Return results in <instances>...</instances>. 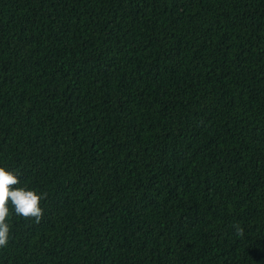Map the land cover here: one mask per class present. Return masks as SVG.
<instances>
[{
  "label": "trees",
  "instance_id": "1",
  "mask_svg": "<svg viewBox=\"0 0 264 264\" xmlns=\"http://www.w3.org/2000/svg\"><path fill=\"white\" fill-rule=\"evenodd\" d=\"M0 264H264V0H0Z\"/></svg>",
  "mask_w": 264,
  "mask_h": 264
},
{
  "label": "clouds",
  "instance_id": "2",
  "mask_svg": "<svg viewBox=\"0 0 264 264\" xmlns=\"http://www.w3.org/2000/svg\"><path fill=\"white\" fill-rule=\"evenodd\" d=\"M17 184L18 176L0 167V247H5L8 243L9 225L6 219L9 214V201L19 216L34 218L37 223L43 216V209L40 207L42 196L34 190L15 187Z\"/></svg>",
  "mask_w": 264,
  "mask_h": 264
}]
</instances>
